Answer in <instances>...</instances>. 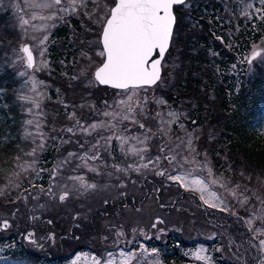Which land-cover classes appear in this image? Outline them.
Wrapping results in <instances>:
<instances>
[{"label": "rangeland", "instance_id": "rangeland-1", "mask_svg": "<svg viewBox=\"0 0 264 264\" xmlns=\"http://www.w3.org/2000/svg\"><path fill=\"white\" fill-rule=\"evenodd\" d=\"M196 1L199 0H187V4L183 5L181 13L184 21L188 20L187 14ZM221 1L228 23H236L241 18L243 25L254 27V30L264 26V20H261L260 14L256 12L257 8H264L259 0ZM18 5L24 9L23 12L18 11ZM63 6H67V0H64ZM111 6V0H89L86 9L80 10L78 15H65L59 12L60 6L52 9H33L27 7L25 0H0V76L6 74L14 83L11 93L22 115L21 136L25 142H28V147L23 154L12 156V166L4 169L3 179L0 181V190L4 193L0 195V238L15 234V237H18L20 242L34 253L53 254L52 251L70 253L69 241L65 240L69 238V235L60 236L58 231L53 230L56 227L55 224L52 225L53 220L46 217H49L50 212L56 213L62 207V210L73 214V222L82 218L85 220L84 223H87L91 220L90 213L96 208L97 201L101 202L102 197L104 199L110 195L115 197L114 201L117 202L114 208H108L99 216L93 217L90 229V225L81 228L78 224H76L77 229H72L75 243L84 247L74 251L63 264H72L78 256L81 257L78 264H93L94 260H98L100 264H108L110 260L115 264H122L121 252L137 254V259L133 260L132 264H154V261L166 264L161 260L158 248L149 247L148 241L155 239L165 242L170 234H177L183 240L179 246L190 260L175 264H261V261H264V252L254 247L257 241H253V244L248 243L252 233L249 232L248 225L245 223L254 211L259 215L261 205L254 197L248 203L241 205L240 199L243 197L240 194L251 196L252 193H256L264 197V170L256 169L249 162H240L237 158L211 151L212 145L218 140L216 132L211 128L196 126L192 123V115L187 112L196 105L197 101L194 97L187 99V102L190 101L193 105L186 107V110L184 108L186 101L179 103L169 98V96L178 95L177 85L185 83L187 77L192 78L195 75L187 63L181 46L176 44L179 36L188 37L192 36V33L176 31L175 27L170 49L162 63L163 75L159 84L137 90L135 95L123 90L102 87L94 82L93 76L96 67L103 59L97 55L101 50L99 45L101 25L94 21L97 18H103L104 13ZM85 11L93 14L92 19L84 14ZM33 12L37 16H48L53 13L57 15L52 20L31 21V24L50 25L47 31L37 32L33 30L31 24L23 27L20 25L21 16L29 19ZM245 12L250 13V16H245ZM59 27L64 28L68 33L67 38L54 35ZM45 34L49 35V39L46 42L47 53L43 59L48 61V67L28 68L21 48L27 43L30 44L39 65L40 48L35 46L37 41L32 37H42ZM221 41L225 47L236 46L234 38L225 42L222 37ZM54 45L55 48H53ZM253 45L258 46V50L264 53V33L259 41L251 44L250 48L242 47L241 53L236 56L237 61L230 65L227 74L235 77L233 78V81H236L235 90L238 89L241 81L246 80L245 77L255 76L264 67V59L259 57L251 64L247 62ZM56 48L59 54H62L58 57V67L54 62ZM237 48L239 45L235 50ZM83 53H87V56ZM65 56L68 60H65ZM88 57L91 59L89 60ZM68 68H70L69 71H67ZM82 71H86L87 75L82 76ZM72 77H79V79H72ZM33 78L38 82L36 92L43 95L36 96L33 92ZM189 83L185 85L189 87ZM66 88H72L75 96L68 94ZM21 95L35 96L40 101L41 107L37 109L30 100H21L19 98ZM128 95H133V100L146 98L147 102L143 105L144 114L138 113L139 121L145 124L144 129L128 120L117 122L102 115L103 112H122L119 101L126 99ZM159 100L165 103H157ZM65 105L68 107L66 108ZM29 108H32V113L28 112ZM170 111L179 113V120L170 125L162 124L161 118L164 121L171 119L168 116ZM72 112H75L76 117L85 126L92 122L104 121L116 124V127L97 129L90 135L79 129H74L75 134L61 132L60 129L73 127L75 121L68 119V115ZM37 113H43V115H34ZM157 113H161L162 117L158 118ZM29 119L41 120L45 134L57 137L47 139L44 151L38 150L36 157L26 155L33 147H36L30 139L24 138L25 131H36L34 126L26 125L25 122ZM259 123L258 127L264 133V114ZM179 124H183L184 128H180ZM53 128L56 129L55 132L51 131ZM161 128L164 129L163 133L159 131ZM145 129H151V133H146ZM145 135L148 136L145 144L129 140L127 144L121 145L120 140L116 139L117 136H136L143 139ZM189 135L192 137L194 153L188 150L185 143H181V141H187ZM109 136L112 139L105 145L101 137ZM61 138L70 142L61 143ZM97 141L99 146L94 149L92 145H95ZM54 143L57 144L54 147L56 148L55 159L52 165L47 167L45 150ZM81 144L83 148L80 147ZM133 146L138 149H147L143 153V159L131 153ZM162 146L165 147L164 152L160 151ZM168 148H172L173 151L169 152ZM69 152H76L79 155L87 153L89 157L95 153L100 158L89 159L87 166L73 158L53 177L50 170L55 169L58 162L67 157ZM176 153H180L177 160H180L181 156H186L189 161L195 158L196 163L184 164V167L192 171V178L205 179L209 191L216 192L224 200V205L217 208L210 207L200 199L201 193L185 189L179 183L168 179L169 174H177L173 171L176 162L170 163L164 157H170ZM158 155L161 157L159 162L149 164L147 168L141 167L140 172L133 170L138 165L148 163L149 158L155 160ZM213 157L218 158V164ZM46 158L50 159V157ZM33 159L36 160L35 171L31 168L24 171L20 167V165L26 167L31 164ZM201 164H206L207 167H198ZM113 165L128 170L119 171ZM90 168H96L97 171H90ZM208 168L211 169V174L208 173ZM159 171H165V175H158ZM44 174L48 177L47 184L42 183L40 186L33 187V181H41ZM75 176H82L87 183H94L97 187L83 191L79 189V181L70 179ZM213 180L219 182L213 184ZM28 182L29 187H26ZM17 183L19 187H15ZM221 184L226 187H222ZM236 185L240 187L236 188ZM228 189H235L239 199L233 197ZM26 190L35 196L29 197L30 193L27 196L24 195ZM64 190H68L71 194L65 201H60L58 195ZM96 194L100 195V200H95ZM205 196L207 198V193ZM11 198L13 200H10ZM50 200H52V206ZM225 206L228 211L222 210ZM44 212L46 213L43 214ZM5 220L8 221L7 228L3 226ZM261 226H264V221L254 222V228ZM29 233L33 235L29 237ZM6 242L5 247H11L13 245L9 246V244H14L9 240ZM201 248L205 251L200 255L207 256L208 260H200L195 255ZM152 249H157V252L153 253ZM4 251V246H0V264H31L28 258L5 257L2 255Z\"/></svg>", "mask_w": 264, "mask_h": 264}, {"label": "trees", "instance_id": "trees-1", "mask_svg": "<svg viewBox=\"0 0 264 264\" xmlns=\"http://www.w3.org/2000/svg\"><path fill=\"white\" fill-rule=\"evenodd\" d=\"M182 7L183 5L175 6L176 31L190 32L192 36H179L178 39L176 38V44L181 46L187 63L195 75L192 78H186L185 83L190 82L189 87L185 83L177 85L178 95L169 96L170 100L179 103L186 101L184 107L186 110V107L193 105L190 104V101L187 102V99L194 97L198 103L196 102L195 107L187 112L192 115L196 126L211 128L216 132L218 140L216 144L212 145L211 151L229 155L230 158H237L240 162H249L256 169L264 170V133L258 127L264 114V67L255 76L245 77L246 80L241 81L237 90L234 87L236 81H233L235 77L227 74L230 65L237 61L238 57L236 56L241 53V48H250L252 43L259 41L264 33V26H259L257 30H254V27L243 25L241 18L236 23H228L221 0L194 2L187 14L188 20L186 21L182 18ZM54 35L64 38L69 36L62 27L57 28ZM218 37H223L225 42L234 38V43L237 47L239 45V48L235 50L236 46L233 45L225 47ZM54 54V62L58 67V57L62 54H59L57 48L54 50ZM65 60H68V57L65 56ZM10 78L6 74L0 76V181L3 179L4 169L12 166V156L23 154L28 147V142H25L21 136L22 115L17 101L12 98L11 92L14 83ZM66 89L68 94H73L72 88ZM73 96L75 95L73 94ZM56 146L57 144L54 143L53 146H49L45 150L44 157L48 161L47 167L52 165L53 159H55L56 148L54 147ZM46 157H50V159ZM213 158L218 164V158ZM41 181L35 180L31 183L33 187L40 186L42 183L46 185L48 177H45L44 174ZM26 187H29V182L26 183ZM28 190L24 195L27 196L30 193ZM34 196L35 194L32 195V193L29 195V197ZM107 196L104 199L102 197L101 202L97 201L96 208L90 213L91 220L87 223H84L85 220L82 218L73 222V214L70 211L62 210V207L56 213L50 212L49 217H46L53 220L52 225H56L53 230L58 231L60 236L69 235V238H65V240L69 241L70 253L68 251L65 254L60 251H52L53 254L34 253L29 251L18 237H15V234H11L7 238H0V246H4L5 249L2 255L10 258H28L31 260V264H63L74 251L84 247V245H77L73 239L72 229H77L76 224L81 228L90 225V229L93 217L99 216L108 208H114L117 205V202L114 201L115 197ZM96 197L95 200H100L99 194H96ZM50 204L52 206V200H50ZM100 208L102 209L98 210ZM8 240L10 243H14L9 246H13L5 247ZM180 242L183 240L177 234H170L165 242L151 239L148 241V245L151 248H158L161 260L166 264L190 261L183 254L179 246Z\"/></svg>", "mask_w": 264, "mask_h": 264}, {"label": "snow or ice", "instance_id": "snow-or-ice-1", "mask_svg": "<svg viewBox=\"0 0 264 264\" xmlns=\"http://www.w3.org/2000/svg\"><path fill=\"white\" fill-rule=\"evenodd\" d=\"M261 5H264V0H259ZM89 0H67V6L64 5V0H25V4L27 7L36 9V8H47L52 9L59 7V12L67 14H79L80 10L86 9ZM112 6L104 13L103 18H97L95 23L101 25L100 32V40L99 45L101 50L97 53L98 56L103 57L99 66L96 67L93 76L94 82L111 86L114 89L123 90L124 92H130L133 95L137 93V90L147 89L153 85H156L158 81L161 80L162 73V61L164 60L165 54L169 49L174 33V27L176 25V15L174 12V8L177 5H186L187 0H111ZM248 7H252V5H248ZM18 11L23 12L24 9L17 6ZM256 12L260 14V19L264 20V8H257ZM85 15L92 19L93 14L84 12ZM56 13L50 14L48 16H37L35 12L32 13L29 19H24L22 16L20 18V25L26 26L30 25L31 21L34 20H52L56 18ZM245 16H250V13L245 12ZM63 19V17H60ZM54 26V25H52ZM31 27L34 31H47L50 25L48 24H31ZM27 31V29H25ZM33 40H36V47L40 48L38 53L41 59L39 60V65H37V57L34 55L33 47L25 44L22 46L21 51L25 54L26 64L28 68H46L48 67V61L43 59L45 54L47 53L46 42L49 39V35L45 34L42 37H32ZM218 39L222 40V37H218ZM83 55L87 56V53H83ZM264 59V53L258 50V46L253 45L251 55L247 57V62L249 64L252 63L256 58ZM90 60L91 58L88 57ZM21 75H25V73H21ZM82 76L87 75L86 71L81 72ZM72 79H79V77H72ZM37 81L35 78L32 79V90L36 93V96H41L43 94L36 92ZM42 83V82H41ZM133 95H128L126 99H121L119 104L122 106V112L112 111V112H103L102 115L105 117H110L113 120H117V122L121 120H128L131 123L137 125L139 128L144 129L145 124L141 123L138 119V113L140 115L144 114L143 105L146 104V98H141L140 100H133ZM21 100H30L35 108L39 109L41 107L40 101L35 98V96H24L21 95L19 97ZM157 103L163 104L165 101L159 100ZM107 106V102H105ZM67 108L68 106L65 105ZM32 108L28 109L29 113H32ZM37 116H42L43 113L34 114ZM158 118L162 117L161 113L156 114ZM168 116L171 118L167 121H164L161 118V123L165 125H170L172 123H176L179 120V113L169 112ZM68 119L74 120L75 123L73 127H67L64 129H60L61 132L72 133L75 134L74 129H79V131L87 134H91L95 132L97 129L102 128H115L116 124L111 122L105 123L104 121L92 122L90 124L81 123L80 119L76 117L75 112H72L68 115ZM27 126H34L36 131L30 132L25 131L24 138L30 139L36 147H33L31 152L26 153L31 157H36L37 151H44L46 146L47 139H56L57 137L47 136L45 132L42 130L44 125L39 119H29L26 122ZM192 123H196L193 121ZM180 128H184L183 124L178 125ZM52 132H55L56 129H51ZM146 133H151V129H145ZM162 133L164 129H159ZM105 141V145H107L112 137H101ZM116 139L120 140L121 145H125L129 140H135L140 144H145L148 136L145 135L143 139L140 137L132 136V137H124L117 136ZM179 139V138H178ZM69 140H64L61 138V143H69ZM181 143H185L190 152L194 153L195 149L192 148V137L189 135L187 141H181ZM99 141L96 142L95 145H92L94 149L98 148ZM83 148V144L80 145ZM178 147V145H177ZM123 151V148L121 149ZM147 151L146 148H136L133 146L131 148V153L133 155L140 156L143 159V153ZM161 152L165 151V147L162 146L160 148ZM169 152H172V148H168ZM180 153H176L172 156H165L164 159L169 160L171 163L175 161V166L173 167V171L177 174H169L168 179L174 182L179 183L185 189L193 190L201 193L200 199L204 201L205 204H208L210 207L217 208L224 205L225 202L221 199L216 192L209 191L208 185L205 179L200 178H192V171H189L184 167V164H194L196 163L195 158L189 161L186 156H181L180 160H177V156ZM73 158H76L83 162L84 166H87V161L89 159L96 160L100 157L93 153L91 157L88 156L87 153L84 155H79L76 152H69L67 157L63 160L59 161L55 166V169L50 170V174L55 177L57 171L62 168L64 165L71 162ZM161 157L158 155L155 157V160L149 158L148 163L138 165L133 170L136 172H140L141 167L147 168L149 164L159 162ZM183 161V163L181 162ZM36 160L33 159L31 164H28L26 167L24 165H20V167L27 171L31 168L35 171ZM79 166V165H78ZM113 167L117 168L119 171H127L128 169L120 168L118 165H113ZM198 167H207L206 164L198 165ZM179 170V171H177ZM43 171V169H40ZM90 171H97L96 168H90ZM208 173L211 174V169L208 168ZM38 174V173H37ZM158 175H165V171L157 172ZM72 180L79 181V189L83 191H88L89 189H95L97 187L94 183H87L82 176L70 177ZM218 180H213L212 183H218ZM20 185L17 183L15 187H19ZM222 187H226V185L221 184ZM74 187H76L74 185ZM239 185H236V188H239ZM230 194L233 197H237V192L235 189H228ZM247 191V189H245ZM207 193V198L205 196ZM3 191L0 190V195H3ZM55 195L54 193H52ZM70 192L68 190L62 191L61 194L58 195V199L60 201H65L70 196ZM243 198L240 199L241 205L248 203L253 197L257 200L260 205L259 215L254 211L251 216L245 221L248 225L249 232L252 233V238L248 241L249 244H253V241H257L254 245L260 252H264V226L259 228H254V222L256 220L264 221V197L257 195L256 193H252L251 196H246L243 193L240 194ZM239 199V197H237ZM255 207V206H254ZM223 211H228L227 207L222 208ZM162 222V221H161ZM51 223V221H49ZM5 228L8 227V221H4ZM155 227V224H153ZM33 234L29 233V237ZM123 235V233H120ZM147 251V250H145ZM205 250L201 248L199 252L195 253L198 259L200 260H208L209 258L204 255H200V253ZM152 252H157V249H152ZM111 255V253H109ZM122 264H132L133 260L137 259V254L135 252H121ZM81 260V257L78 256L76 260L72 262V264H78ZM93 264H100L98 260H94ZM108 264H115L114 261H109ZM154 264H159L158 261H154ZM261 264H264V261H261Z\"/></svg>", "mask_w": 264, "mask_h": 264}, {"label": "water", "instance_id": "water-1", "mask_svg": "<svg viewBox=\"0 0 264 264\" xmlns=\"http://www.w3.org/2000/svg\"><path fill=\"white\" fill-rule=\"evenodd\" d=\"M174 12H175V10H174ZM175 15H176V13H175ZM176 21H177V17H176ZM175 28V27H174ZM28 44V43H27ZM28 45H30V44H28ZM31 46V45H30ZM170 48V47H169ZM169 50V49H168ZM168 50H167V52H168ZM34 52V51H33ZM167 52H166V54H167ZM166 54H165V56H166ZM25 55V54H24ZM34 55H35V53H34ZM163 62V61H162ZM161 76H162V73H161ZM159 82V81H158ZM157 82V83H158ZM99 85H101V84H99ZM101 86H105V87H109V88H112L111 86H107V85H101ZM154 86V85H153ZM152 87V86H151ZM112 89H114V88H112ZM115 90H119V89H115Z\"/></svg>", "mask_w": 264, "mask_h": 264}]
</instances>
